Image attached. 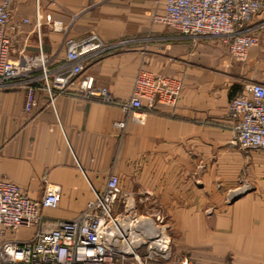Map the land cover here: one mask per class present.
Here are the masks:
<instances>
[{
    "label": "crops",
    "instance_id": "1",
    "mask_svg": "<svg viewBox=\"0 0 264 264\" xmlns=\"http://www.w3.org/2000/svg\"><path fill=\"white\" fill-rule=\"evenodd\" d=\"M165 1L41 0L40 34L35 1H14L11 21L21 27L10 31L13 59L37 53L40 38L53 62L66 57V35L79 39L95 31L107 41L146 35L154 39L89 61L85 74L107 87L115 103L84 93H58L52 102L47 92L36 90V102L27 109L31 93L25 87L0 89V175L34 198L58 190V206L44 212L70 218L84 209L95 189L105 187L111 173H117L123 189L133 193L134 187L144 184L151 197L159 199L162 211L180 212L179 227L187 234L194 228L198 242L203 241L207 217L203 187L192 181L219 178L204 172L202 164L213 160L232 168L247 162L262 181L213 218L211 239L218 253L212 260L223 264L228 250L233 253L231 264H264V151L239 156L227 148L235 124L229 102L242 91V78L264 83V27L255 28L264 20V9L250 22L257 42L239 60L221 37L194 39L156 22L154 15L165 10ZM47 14L62 22L61 29L46 21ZM26 17L28 22L23 21ZM141 67L181 79L176 105L157 103L154 110H133L128 115L120 103L131 96ZM124 118L128 121L122 133L116 121ZM218 151L222 154L212 158ZM189 192L195 202H189ZM33 231L34 227H23L16 235L26 238ZM12 236L0 229V245Z\"/></svg>",
    "mask_w": 264,
    "mask_h": 264
},
{
    "label": "built area",
    "instance_id": "2",
    "mask_svg": "<svg viewBox=\"0 0 264 264\" xmlns=\"http://www.w3.org/2000/svg\"><path fill=\"white\" fill-rule=\"evenodd\" d=\"M14 1H0V89L25 87L31 93L27 109L36 102V90L47 92L52 102L58 93H84L115 103L107 87L97 85L92 75L85 74L86 67L96 55L143 38L126 36L107 41L95 31L79 39L66 35V57L59 62H53L44 51L40 38L37 53L13 59L9 55L13 38L10 31L16 33L21 27V23L11 21ZM34 1L35 26L40 34L44 16L41 0ZM263 9L264 0H166L165 10L156 13L154 20L194 39L221 37L235 58L244 60L257 42L255 28L264 27V20L255 28L250 22ZM45 19L61 29L62 22L51 14ZM23 21L28 22L29 18ZM181 89V79L141 67L131 96L120 105L128 115L133 110H154L157 103L176 105ZM229 113L235 120L231 143L245 152L264 151V83L246 79L242 91L230 100ZM127 121L128 118L116 121L122 133ZM94 193L76 215L54 218L46 215L44 209L58 206V190H47L34 198L0 175V229L13 234L1 241L0 264H125L129 258L136 264H172L164 211L152 206L146 214L139 213L138 202L123 189L117 173H111L105 187ZM150 196L146 191L139 202L149 201ZM121 201L128 214L119 209ZM23 227H34V231L20 238L16 232ZM128 238L133 245L131 250L126 249ZM177 264H187L186 258Z\"/></svg>",
    "mask_w": 264,
    "mask_h": 264
},
{
    "label": "rangeland",
    "instance_id": "3",
    "mask_svg": "<svg viewBox=\"0 0 264 264\" xmlns=\"http://www.w3.org/2000/svg\"><path fill=\"white\" fill-rule=\"evenodd\" d=\"M206 37H216V36H206ZM142 40H139L135 42V44H148L150 41H152L151 36H144ZM193 38V37H192ZM112 50H108L106 52H109ZM241 66L237 64V67ZM242 68V67H241ZM239 69V68H238ZM158 74V73H156ZM246 78H242V82ZM242 83V85H243ZM232 139V138H231ZM227 148L235 150L238 155L240 156H248L251 152H245L239 149L237 146L233 145L230 142L227 144ZM221 152V148H220ZM220 152L214 153V157L221 155ZM205 156H208L207 150L204 149ZM194 158L195 156L192 155ZM209 157V158H210ZM206 159V157H205ZM201 168L204 170V172H214L215 175H218L219 178L210 179V180H193L192 183L195 185L197 184L200 187H203V193H204V204L202 205L203 208V214L205 216V219L207 217V221L205 223L204 227V238L203 241L198 240V242H195V229L194 228H188V234L186 229H182L179 227V218H180V212H177L176 210H169V212H165L166 218L165 220L169 224L167 233L170 238V246H171V252H172V258L171 263L177 264L183 257L186 258L187 264H221L222 262L218 263V259L212 260V255H217L218 251L214 248V243H212L211 239V233L215 229L213 218L218 215V212L228 208L230 204L234 203L238 198L241 196L248 194L249 192H252L254 189H257L258 183H260L259 179V173L256 168H251L247 162L240 164L239 166L235 164L232 168H227L224 165L220 164H214L213 160L211 163H207L206 160L202 164ZM210 170V171H209ZM223 177V178H220ZM178 183V181H172V184ZM145 185L141 184L136 187H134L132 196L135 198V200L138 202L137 206L139 209V213H147V208L156 206L160 209H162L163 205H160L159 199L156 200V198L150 196V200L147 202H139V199L141 196H144V193L148 190ZM174 185L172 186L173 189ZM128 190V189H127ZM151 191V190H148ZM130 192V190H129ZM189 202H195V195L188 196ZM124 202L121 201L120 203V210H123V214H128L129 212L123 209ZM222 207V208H221ZM126 211V212H125ZM150 212H152L150 210ZM213 221V222H212ZM181 243H186V246L183 247ZM143 250L142 248L140 249ZM214 253V254H213ZM232 252L228 251L226 252V257L223 262V264H231L232 262ZM125 264H136L133 262V259L129 258L126 260Z\"/></svg>",
    "mask_w": 264,
    "mask_h": 264
},
{
    "label": "bare ground",
    "instance_id": "4",
    "mask_svg": "<svg viewBox=\"0 0 264 264\" xmlns=\"http://www.w3.org/2000/svg\"><path fill=\"white\" fill-rule=\"evenodd\" d=\"M128 243H129V245H127L126 247V249H128V250H131V248H130V246L133 248V245L131 244V240L128 238Z\"/></svg>",
    "mask_w": 264,
    "mask_h": 264
}]
</instances>
